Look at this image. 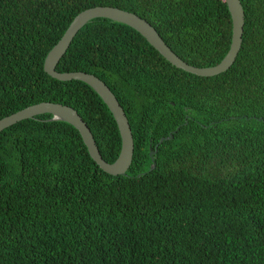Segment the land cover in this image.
I'll return each instance as SVG.
<instances>
[{"label":"trees","instance_id":"16d2710c","mask_svg":"<svg viewBox=\"0 0 264 264\" xmlns=\"http://www.w3.org/2000/svg\"><path fill=\"white\" fill-rule=\"evenodd\" d=\"M239 1V48L212 75L175 67L119 21L93 17L76 31L55 69L108 86L131 160L124 174L103 171L76 128L47 112L2 128L0 264H264V0ZM93 5L136 13L196 66L223 56L231 21L224 0H0V117L41 100L70 105L110 162L120 138L99 95L42 68Z\"/></svg>","mask_w":264,"mask_h":264},{"label":"water","instance_id":"95a60500","mask_svg":"<svg viewBox=\"0 0 264 264\" xmlns=\"http://www.w3.org/2000/svg\"><path fill=\"white\" fill-rule=\"evenodd\" d=\"M224 2L231 21L230 41L226 52L219 61L212 65L196 66L187 63L170 49L148 21L132 11L112 5H93L78 11L72 16L59 38L47 50L42 61V68L47 74L60 80L78 79L87 83L99 95L110 111L120 138L118 153L112 161L108 162L101 158L88 126L77 111L67 104L49 100H41L28 104L0 117V130L20 119L34 117L36 114L47 112L50 114L49 119L64 120L76 128L89 156L99 168L113 175L124 174L131 160L132 136L127 118L116 97L108 86L93 73L82 70L57 71L55 69L56 62L65 51L73 35L86 21L93 17H106L122 22L135 29L160 55L175 67L197 75H212L218 73L226 69L232 63L240 45L243 24V10L240 1L224 0ZM173 131L174 130H172V132ZM172 132L160 136L153 145V148L148 150V155L151 159L149 169H152L154 166L152 155L156 150L157 143L163 139L170 138Z\"/></svg>","mask_w":264,"mask_h":264}]
</instances>
